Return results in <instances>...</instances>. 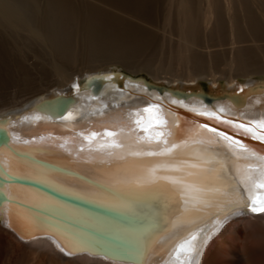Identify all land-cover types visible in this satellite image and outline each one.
<instances>
[{
    "label": "bare ground",
    "instance_id": "bare-ground-1",
    "mask_svg": "<svg viewBox=\"0 0 264 264\" xmlns=\"http://www.w3.org/2000/svg\"><path fill=\"white\" fill-rule=\"evenodd\" d=\"M122 1L128 8L150 5L153 9L168 4L172 8L176 4L177 18L172 23L186 45H201L203 30L212 25L209 37L214 45L237 48L231 59L238 70L228 76V88L212 77L214 85L208 93L212 101L206 103V91L196 80L207 67L199 58L195 68L190 64L188 72L162 84L112 67L101 68L98 62L104 60L105 64H135L132 55L138 43L113 19L106 22L97 9L93 17L84 20L82 33L86 61L92 68H73L79 57L78 14L73 3L46 2L41 27L30 7L37 6L35 0H0V26L14 30L29 44L41 40L49 45L53 53L50 65L57 77L19 105L0 111V264H27L32 246L41 242L111 264H209L212 246L221 241L228 244L227 233L243 241L242 246L225 252L230 264L264 263V215L247 213L243 207L233 210L234 205L228 202L244 191L240 179L245 168L258 162L255 157L232 152L222 137L208 130L215 128L264 155V141L234 127L239 123L254 127L250 122L264 120V78L252 77L245 83L236 79L264 73L261 55L248 49L264 41L260 16L249 0ZM169 13L167 20L171 22ZM159 29L166 30L155 24L154 30ZM152 63L147 60L142 68L150 71ZM154 78L167 79L158 74ZM149 81L156 86L149 87ZM163 85L168 86L167 93L156 89ZM176 91L187 99H180ZM153 105L157 107L150 108ZM146 108L150 111L145 112ZM159 118L165 122L155 124ZM136 120H140L139 125ZM93 132L102 134L86 142L85 137ZM157 132L163 133L160 140L147 139ZM172 145L176 147L171 152L164 151ZM23 178L68 197L60 199L34 185L18 183ZM190 196H199L207 203L192 202ZM190 232L198 233L193 241L196 251L191 259H185V252L176 255L173 249ZM59 254L65 259L63 251Z\"/></svg>",
    "mask_w": 264,
    "mask_h": 264
},
{
    "label": "rangeland",
    "instance_id": "rangeland-1",
    "mask_svg": "<svg viewBox=\"0 0 264 264\" xmlns=\"http://www.w3.org/2000/svg\"><path fill=\"white\" fill-rule=\"evenodd\" d=\"M35 1L37 3V6H34L35 4L34 5L30 4V7L31 6L33 7V8L31 7V10L34 12V15L36 14L37 16V20H38L37 23L41 27H43V24L41 22V14H43L46 2H49L50 0H35ZM69 1L73 3V5L72 4L71 5L74 6V8H76L75 10L77 11V14H78L76 36L78 39V42H77L78 49L77 50L79 53V57L77 61L74 63V65H72L73 68H80V67L81 68H92L88 60L86 61L87 53L82 43L83 42L82 33H83V26H84L86 19H88L91 16L93 17V12L96 11L97 9L103 13V17L105 18L106 22H111V20L113 19L117 26H121L125 33L127 34L130 33L132 36L131 37L132 40L138 43V45L135 43L136 47L138 46L137 52L132 55L133 58H135L134 61L136 60L135 64L133 62L132 65H130L129 63L127 65L126 62L124 61H120V62L117 61L116 63L105 64L104 62H107V61L104 60V61L98 62L99 64L102 63L101 68H109V67L111 68L112 67L113 69L121 70V72H125L129 75H132L133 77L135 76L143 77L155 83H161V82L167 83L169 82L170 79H173L175 75L180 74V73L185 74L186 72H188L189 69L187 70V68H189L190 64H192L190 68L192 66L195 68L197 64L196 61L199 58L201 59L200 61L204 60L207 68H206V71H203V73H200L199 75L200 78L197 79L196 81L200 82L199 84L201 85V87L200 85L199 87L208 93L211 90L210 89L211 85H214L212 77L217 78L218 83H221V87L228 88L231 83L228 80V76L231 75V73H236V71L238 70V64L234 62L232 63V59L234 58L237 48L230 49L229 48L230 45H225V46L214 45V43L211 40V37H209L211 36L210 32L212 29L211 28L212 25L209 28L210 31L208 29L206 31L203 30V35L201 36V38L203 39L200 38V41L203 42V43L200 42L201 45L200 44L199 45L197 44L196 45L195 44L186 45V43H184L185 42L183 41L184 39H182L179 36V34L176 33L177 30H175L176 28L174 24H175V19L177 18L176 16L177 15V10H176L177 5L176 4H174L176 7H172V8L170 7L172 5L168 4V5L157 6L154 8L152 7L153 9H151L150 8L151 6L148 4H147L148 7L141 6L140 8V6H137L138 7L137 8L135 6H132L133 8L132 7L128 8L126 6L128 4L127 3L125 4V2L122 0H119L122 2H118V0H69ZM249 1H251V6L252 7L254 6L253 10L255 11V13L258 16H260V19L262 20L263 26H264V0H249ZM117 3L119 4V6ZM123 3L126 8H124V5L122 6ZM39 6L40 7L42 6V7L39 8ZM121 8H123V10ZM34 9H37V10L35 11ZM134 9L137 11H135ZM149 9L152 10V12L151 11L149 12ZM238 9H240L241 13H243L244 15V10H241V8L239 7ZM168 10L169 11L172 10L173 13L172 12L169 13ZM153 11H155V13ZM167 13L172 14V17L170 19L171 22L167 20V15H166ZM148 14H151V15H148ZM155 14H156V17H152V16H155ZM169 14H168V18L170 17ZM145 15L148 17L146 18ZM173 18L174 20H172ZM170 23L171 25L168 26ZM155 24L157 25V28L161 27L162 29L163 27H165V29L167 27H171V26L173 27V25L174 27L168 28V31L167 29L166 30L159 29L160 31H155L154 30ZM245 24H247L246 21H245ZM246 26H247L246 28H248V24ZM172 29L174 31L171 32ZM152 30L154 31L155 34L153 33ZM263 30L264 28H262L261 31ZM162 31H164L165 34ZM247 31L249 30L247 29ZM14 32H15L14 30L5 29L3 27L0 28V75H1L0 76V111L1 112L8 109L12 105H19L20 104L19 102H21L24 98L30 96L31 94L36 92L38 89L45 87L48 82H50L51 80H55L57 78L54 72L52 71V68L50 65V59L52 58L53 53L49 45H47L46 43H44V41H41V40L38 41L39 44L37 40H32L30 41L31 44H29L28 41L26 42L24 39L18 36L17 33H14ZM21 33H22V36L24 37L27 36L25 34L26 32H21ZM248 33H251V31H249ZM147 34L149 35L147 36ZM261 38H264V32ZM21 40L23 43L21 42ZM211 43L213 45H211ZM259 43L262 45L261 47L259 46L260 45ZM256 45H251L252 47L249 46L248 49L251 48L250 49L252 51L251 53H253V50H254V53L256 55L257 53H258V56L261 55V58H259V60L261 62L263 61L262 63H264V59H263L264 41L263 40L257 41ZM218 52H220V55ZM195 59L197 60L195 61ZM147 60L151 61V63L152 61H154V63H152L154 70L150 69L149 71V69L142 68V65ZM189 60L191 63H189ZM183 64L184 66L182 67ZM230 64L232 67L230 66ZM184 67H186V69ZM7 74L9 77L7 76ZM156 74H158L160 77H166L167 79L161 78L160 80H158L157 78H154ZM2 76L3 78H1ZM252 77L262 79L264 78V73L253 74L250 77L241 75V76H237L236 79H239L241 82L242 81L244 82L245 80H248L249 78H252ZM40 97L38 96L35 98H31L29 102L37 98H40ZM27 103H25V105ZM21 106L22 105L18 107H21ZM223 228L221 229V231L223 230ZM219 233H217V235ZM225 238L229 245L226 244V242L223 244L222 241L215 242V245H213L210 250L211 259L208 260L210 261L208 262L209 264H224V263L230 264L229 260L225 257V252L232 247L242 246L243 241L240 239L238 240L235 239L229 233L225 234ZM47 244L42 243V242L40 244H34L31 248V253H32L31 259L27 264H111L110 261L108 262L107 260H103L101 258L88 257L85 255H80V256L77 255L73 257L65 256V259L64 258L62 259V257L58 256L60 255L59 253H61V251L58 250L56 247L50 244L48 245ZM257 264H264V263L262 260H259Z\"/></svg>",
    "mask_w": 264,
    "mask_h": 264
},
{
    "label": "snow or ice",
    "instance_id": "snow-or-ice-1",
    "mask_svg": "<svg viewBox=\"0 0 264 264\" xmlns=\"http://www.w3.org/2000/svg\"><path fill=\"white\" fill-rule=\"evenodd\" d=\"M157 107L156 105L150 106V108ZM150 108L144 109L145 112L150 111ZM220 111H223L221 109ZM212 115H215L214 113ZM27 119V118H26ZM34 119H39V117H34ZM219 119V117H217ZM165 121L163 118H159L155 120V124H163ZM136 124H140V120L135 121ZM228 124H234L233 121H226ZM251 124L255 125L249 126L244 123L234 124V127L237 130H242L243 134L246 136H251L253 139L264 141V131H257V129L264 130V120L261 121H252ZM202 127L207 128V125H202ZM210 132L216 133L217 138L222 137L223 143L225 147L229 148L232 152L237 155H248L251 157H255L257 163H253L248 165L244 174L240 179V184L243 187L242 193H236L235 199L228 201L235 207H243L246 210H250L252 213H264V155H258L254 151L248 149L240 140L234 139L232 136L226 135L223 132H217L215 128H209ZM144 131L147 132L148 129L144 128ZM97 135V133H91V136L85 137V139H92ZM107 135L112 136L114 133H107ZM163 135L162 132H157L155 136H148L147 139L149 141L155 139L160 140V137ZM141 140L146 139L145 137H140ZM167 143V141H164ZM238 146V148H237ZM176 145H172V147L164 149L165 152H171ZM239 149V150H238ZM242 150V151H241ZM154 153H149V155H153ZM176 183H182L181 180H175ZM192 191L199 192L200 189L193 188ZM189 200L192 202H198L201 204L207 203L202 200L199 196H190ZM198 233L190 232L187 236L183 237L180 241L177 242L175 248L173 249V253L179 255L181 251L186 253L185 259H191L192 254L196 251V246L193 244V241L197 239ZM183 264V261H181Z\"/></svg>",
    "mask_w": 264,
    "mask_h": 264
},
{
    "label": "water",
    "instance_id": "water-1",
    "mask_svg": "<svg viewBox=\"0 0 264 264\" xmlns=\"http://www.w3.org/2000/svg\"><path fill=\"white\" fill-rule=\"evenodd\" d=\"M102 81H103V79H101ZM120 83V82H119ZM101 85V82H99V83H96L95 84V89H98L99 88V86ZM121 85V84H120ZM149 87H152L153 88V86H156V84H154V83H152V82H150L149 81ZM166 88H168V86L167 85H163L162 87L160 86V87H158V88H156V89H159V91L161 92V93H167V91L168 90H165ZM182 93V92H181ZM181 93L180 92H177L176 91V95L180 98V99H187V97L188 96H184V95H182L181 96ZM205 95H204V97H203V99L206 101V103H210L212 100L210 99V96H209V94H208V92H203ZM185 94H187V93H185ZM6 140L8 141V137L6 138ZM20 180V179H19ZM21 181H25V182H21ZM21 181L20 182H18V183H28V184H26V186H33V187H38L39 189H41V190H43V191H48L49 193H53L55 196H57V197H60V199H64L63 197H68V196H66V195H64V194H62V193H60V192H58V191H55V190H53L52 188H50V187H48V186H46V185H44V184H42V183H39V182H37V181H35V180H30V179H21ZM30 183H33V184H30ZM42 187V188H41ZM56 193V194H55ZM60 195V196H59ZM97 208H100V209H103V208H101V207H97ZM104 210H107V209H104ZM116 241H118V242H122L121 240H116ZM77 253H79V252H77ZM118 258H120V259H123V257L121 258V257H118ZM129 261H131V260H129Z\"/></svg>",
    "mask_w": 264,
    "mask_h": 264
}]
</instances>
